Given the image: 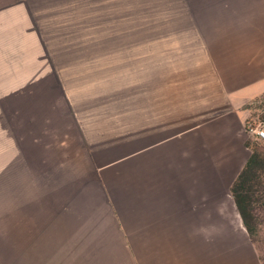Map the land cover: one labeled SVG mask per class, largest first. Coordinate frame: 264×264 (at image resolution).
I'll use <instances>...</instances> for the list:
<instances>
[{
	"label": "crops",
	"instance_id": "obj_1",
	"mask_svg": "<svg viewBox=\"0 0 264 264\" xmlns=\"http://www.w3.org/2000/svg\"><path fill=\"white\" fill-rule=\"evenodd\" d=\"M263 95L264 0H0V264H263Z\"/></svg>",
	"mask_w": 264,
	"mask_h": 264
},
{
	"label": "trees",
	"instance_id": "obj_2",
	"mask_svg": "<svg viewBox=\"0 0 264 264\" xmlns=\"http://www.w3.org/2000/svg\"><path fill=\"white\" fill-rule=\"evenodd\" d=\"M262 122H264V115ZM247 146L251 148L252 155L231 191L246 230L255 243L259 227L258 206L264 200L262 195L264 192V151L258 142L248 141Z\"/></svg>",
	"mask_w": 264,
	"mask_h": 264
},
{
	"label": "rangeland",
	"instance_id": "obj_3",
	"mask_svg": "<svg viewBox=\"0 0 264 264\" xmlns=\"http://www.w3.org/2000/svg\"><path fill=\"white\" fill-rule=\"evenodd\" d=\"M247 107L250 109L249 120L255 119L264 125V122H262V116L264 115V96H262L259 99H256L251 104H249ZM250 136H251L250 141L258 142L259 146L264 151V140H259L252 135H250ZM262 195L264 196V192H262ZM257 212H258L259 227H258V233L256 236L255 245H256V248L259 251V254L261 256L262 263L264 264V200L261 201V204L258 206Z\"/></svg>",
	"mask_w": 264,
	"mask_h": 264
},
{
	"label": "built area",
	"instance_id": "obj_4",
	"mask_svg": "<svg viewBox=\"0 0 264 264\" xmlns=\"http://www.w3.org/2000/svg\"><path fill=\"white\" fill-rule=\"evenodd\" d=\"M247 132L259 140H264V125L255 119H250L246 124Z\"/></svg>",
	"mask_w": 264,
	"mask_h": 264
}]
</instances>
